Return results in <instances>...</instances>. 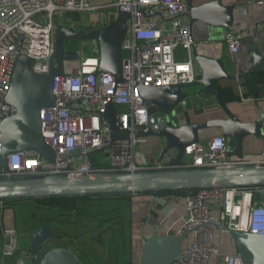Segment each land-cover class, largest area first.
Segmentation results:
<instances>
[{
  "label": "built area",
  "instance_id": "obj_1",
  "mask_svg": "<svg viewBox=\"0 0 264 264\" xmlns=\"http://www.w3.org/2000/svg\"><path fill=\"white\" fill-rule=\"evenodd\" d=\"M128 12V32L123 41L124 81L111 72H100V45L92 54L80 52L75 73L53 77L54 103L40 112V135L55 152L53 161L38 151H16L7 156L2 175L40 174L79 176L97 171L168 167V162H138V147L147 140L150 116L140 86H166L197 79L194 51L201 46L184 20L186 0H0V125L16 112L6 101L16 59L32 58V70L50 72L55 51L58 17L69 13ZM65 26H68L65 25ZM70 26H75L72 24ZM242 35L229 32L225 42L232 54L241 50ZM182 57H179V52ZM239 90L243 86L239 83ZM112 103L119 131L127 139L112 136L105 116ZM118 106L120 108L118 109ZM0 129V156L2 152ZM228 141L216 134L185 148L183 166L221 168L263 165L264 153L234 159L228 156ZM4 202H0L3 207ZM183 229L193 234L183 247L178 264H211L222 256L223 264H244L238 253L222 254L214 230L224 226L239 231L264 233V186L213 187L197 190L189 198ZM2 255L15 258L19 248L17 229L2 228ZM28 253L15 264H29ZM38 253H35V258Z\"/></svg>",
  "mask_w": 264,
  "mask_h": 264
},
{
  "label": "water",
  "instance_id": "obj_2",
  "mask_svg": "<svg viewBox=\"0 0 264 264\" xmlns=\"http://www.w3.org/2000/svg\"><path fill=\"white\" fill-rule=\"evenodd\" d=\"M186 1L188 6L184 15L191 20L190 28L197 20L232 28L233 6H226L221 1L195 6L193 0ZM114 14L115 18L111 22L98 28L85 30L59 24L48 74L34 72L33 60L26 55H20L16 59L11 87L6 97V101L15 106L16 112L5 118L0 125L3 135L0 172L7 166V156L16 151H38L49 161L54 160V150L40 135L42 129L40 112L54 103L53 77L65 75L66 62L76 60L80 56L79 51L67 48L68 41H98L101 49L99 71L111 72L119 81H124L122 50L131 14L121 10H115ZM194 56L201 70L195 81L159 87H139L140 94L148 105L151 124L145 136H155L162 141L160 160L169 157L168 167L135 171H97L79 176L0 174V202L29 197L119 193L138 195L166 190L264 186V164L221 168H187L182 165L185 148L200 141L203 130L220 129L228 141L227 154L234 159L244 157V140L247 136L252 134L264 136V114L253 122H243L223 100L218 85L223 79L248 81L253 73L264 71V54L258 46H254L252 67L237 77L227 71L224 61L220 58H210L196 51ZM205 94L215 98V102L225 112L226 117L190 122L185 113L188 105ZM105 116L110 121L113 138L127 139L128 135L119 131L112 103L108 105ZM29 131L36 134L35 138L29 136ZM224 229L234 235L237 253L242 257L244 264H264V233L239 231L226 226ZM53 233L52 224H44L33 233L30 248L36 249L45 245ZM188 233L182 229L176 234H155L149 237L144 242L140 264L178 262L181 259L184 238ZM24 253H28V250H24ZM36 264L85 263L72 249L57 246L48 250Z\"/></svg>",
  "mask_w": 264,
  "mask_h": 264
},
{
  "label": "crops",
  "instance_id": "obj_3",
  "mask_svg": "<svg viewBox=\"0 0 264 264\" xmlns=\"http://www.w3.org/2000/svg\"><path fill=\"white\" fill-rule=\"evenodd\" d=\"M213 1H221L226 6H233L234 20L232 28L217 26L202 20L193 22L191 27L192 33L195 39L202 43L196 52L210 58L222 59L227 71L237 77L252 67L254 46H258L264 54V0H193V3L195 6H200ZM114 12L115 10H111L108 16L101 12L80 14L79 21L75 20L74 14L70 13L66 19L68 26L73 24L77 28L80 27V29H87L88 27L98 28L111 22L115 18ZM103 19H108V23L102 22ZM184 20L190 24L191 20L188 16L184 15ZM229 32L242 35L241 50L237 54H232L225 42L226 35ZM90 44L95 45L94 47L99 45L98 41L94 40L82 41L81 43L82 46H88ZM76 51L80 52L81 50ZM179 57H182L181 51L179 52ZM196 66L199 77L201 70L197 62ZM77 69V59L76 61L70 60L66 62L67 73H75ZM248 81H244L243 79H223L218 83L219 88L233 86L235 91L242 96L241 100L229 102L227 105L243 122H253L264 114V97H256L251 94L245 97L243 96L244 93L250 91ZM239 83L243 86L242 93L239 90ZM257 87L255 91L260 90V86ZM188 107L185 113L190 122H204L211 118L226 117L225 112L218 106L215 98L210 94H205L201 98H198L193 103H190ZM204 111L211 112L205 113ZM216 134H221V130H203L201 131V141L205 142ZM161 149L162 141L159 138L155 136L147 137L146 142L138 147V162L147 164L160 160ZM258 153H264V136L259 137L253 134L247 136L244 140V155L251 156ZM168 159L169 157L163 159V161L168 162ZM190 196L140 194L134 195L131 198L134 258L136 256L141 257L144 242L149 237L155 234H176L183 229L188 218L187 205ZM15 206L11 207L17 209V206ZM3 208H5V205L3 204V207L0 205V209ZM193 237L192 233H188L184 238L183 247L190 245ZM214 237L222 254L237 253L235 237L231 232L224 228H216L214 230ZM22 255H25L24 250L22 251ZM11 259L2 255L1 247L0 264H15L14 260L16 256L13 258L14 260ZM174 264L178 263L176 262ZM211 264H223L222 256H213Z\"/></svg>",
  "mask_w": 264,
  "mask_h": 264
},
{
  "label": "rangeland",
  "instance_id": "obj_4",
  "mask_svg": "<svg viewBox=\"0 0 264 264\" xmlns=\"http://www.w3.org/2000/svg\"><path fill=\"white\" fill-rule=\"evenodd\" d=\"M111 10L114 9L105 10L106 16ZM67 15H63L62 20L58 17L61 25L68 24ZM102 22L108 23V19H103ZM75 28L80 29L77 26ZM81 43L82 41H68L67 48L81 50L80 52L84 54H92L95 45L82 46ZM204 112L210 113L211 111ZM35 135L33 131H29L31 138H35ZM91 204L94 206L88 207V215L71 217H61L55 212L48 213L34 202L17 204V209L11 206L0 209V255L4 243L1 228L4 226L7 229H17L19 248L16 258L19 260L24 258L22 251L28 250L29 255L26 257L28 263H39L48 250L57 246L53 245L54 239L51 238L39 251L30 252L32 236L44 224L50 223L54 232L59 230L54 234L62 235L64 244L58 246L72 249L86 264H125L132 255L131 237L126 221L120 222V220L122 216L128 220L130 215L128 203L119 200H104L91 202ZM65 244L67 246H64ZM35 253H38L37 258H35ZM132 257L133 264H140V256L134 258L132 255Z\"/></svg>",
  "mask_w": 264,
  "mask_h": 264
},
{
  "label": "trees",
  "instance_id": "obj_5",
  "mask_svg": "<svg viewBox=\"0 0 264 264\" xmlns=\"http://www.w3.org/2000/svg\"><path fill=\"white\" fill-rule=\"evenodd\" d=\"M70 14V13H69ZM74 19L79 21L80 14L73 13ZM93 27H88L87 29H91ZM85 29V30H87ZM250 86V91L244 93V97L248 95H254L256 97H264V71L253 73L248 81ZM260 86L259 91H255ZM220 93L223 100L226 103L232 101H238L242 99V96L237 93L233 86H225L220 88ZM197 190H166V191H159L155 193H142V194H154L158 196H165V195H175V196H190L196 193ZM140 195V194H138ZM134 196V194L130 193H119V194H104V195H67V196H49V197H29V198H16V199H9L4 201L5 207L7 206H14L17 204H24L28 202H34L39 205L44 211L48 213H57V215L61 217H71V216H79V215H88V207L94 206L91 202L97 201H104V200H119V201H126L129 205V217L128 220L122 216L120 222L126 221L127 226L129 227L130 232V244L132 246V255L134 256V241L132 238V218H131V205L130 200ZM119 222V223H120ZM58 229V228H57ZM59 231V230H57ZM55 231V232H57ZM54 232V233H55ZM52 239H54L53 245L58 246L64 244L62 242V235L54 234ZM51 239V238H50ZM47 244V243H46ZM45 244V245H46ZM64 246H67L65 244ZM44 245L39 246L36 249L29 248L30 252H37L39 251ZM130 255L129 259L125 262V264H133V257ZM81 258V257H80ZM141 259V257H140ZM11 260H14L13 258ZM83 261V259H82ZM84 262V261H83ZM85 263V262H84ZM86 264V263H85Z\"/></svg>",
  "mask_w": 264,
  "mask_h": 264
},
{
  "label": "flooded vegetation",
  "instance_id": "obj_6",
  "mask_svg": "<svg viewBox=\"0 0 264 264\" xmlns=\"http://www.w3.org/2000/svg\"><path fill=\"white\" fill-rule=\"evenodd\" d=\"M54 230V229H53Z\"/></svg>",
  "mask_w": 264,
  "mask_h": 264
}]
</instances>
